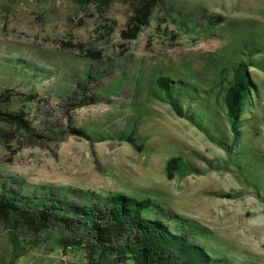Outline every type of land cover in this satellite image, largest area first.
<instances>
[{
    "label": "rangeland",
    "instance_id": "1",
    "mask_svg": "<svg viewBox=\"0 0 264 264\" xmlns=\"http://www.w3.org/2000/svg\"><path fill=\"white\" fill-rule=\"evenodd\" d=\"M139 1L0 0V110L28 124L0 118V185L151 199L198 225L213 256L264 264V0H160L138 38H124ZM207 16L220 23L206 28ZM248 42L254 90L230 152L224 95ZM161 76L198 87L185 117ZM133 126L137 146L120 140ZM177 157L198 172L169 180ZM57 238L21 236L15 249L0 223V264L94 263L86 245ZM100 263L136 264L116 250Z\"/></svg>",
    "mask_w": 264,
    "mask_h": 264
},
{
    "label": "trees",
    "instance_id": "2",
    "mask_svg": "<svg viewBox=\"0 0 264 264\" xmlns=\"http://www.w3.org/2000/svg\"><path fill=\"white\" fill-rule=\"evenodd\" d=\"M159 3L160 0H140L128 30L122 36L137 39ZM206 21V28L208 25L214 28L220 23L210 16ZM243 48L244 58L232 68V80L224 95V111L233 140L229 147L223 146L230 152L237 143L244 110L254 90L248 75L250 57L255 51L253 43L248 42ZM156 85L180 117H185L184 107L191 97L199 94L198 87L171 76L159 77ZM202 115L208 116L207 113ZM0 118L18 128L28 129L22 113L0 110ZM136 134L133 126L127 134L120 136V140L137 146ZM165 168L169 180L177 174L198 172L178 157L170 158ZM72 194L68 189L55 194L45 186L27 191L21 186L0 185V223L7 227L14 248L18 247L21 236L37 241L41 235L57 231L60 247L86 245L90 260L95 264H101L100 259L113 250L131 254L136 264H234L225 257L213 256L204 245L195 241L197 237H203L198 225L170 216L158 202L125 194L90 195L82 202L80 197L71 199Z\"/></svg>",
    "mask_w": 264,
    "mask_h": 264
}]
</instances>
